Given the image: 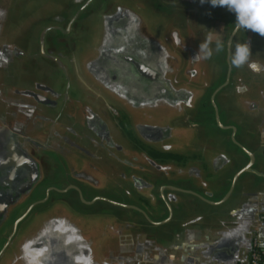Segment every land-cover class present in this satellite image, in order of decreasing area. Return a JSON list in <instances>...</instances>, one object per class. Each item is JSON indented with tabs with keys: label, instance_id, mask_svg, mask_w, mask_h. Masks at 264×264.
Instances as JSON below:
<instances>
[{
	"label": "crops",
	"instance_id": "1",
	"mask_svg": "<svg viewBox=\"0 0 264 264\" xmlns=\"http://www.w3.org/2000/svg\"><path fill=\"white\" fill-rule=\"evenodd\" d=\"M156 2L0 0V135L13 133L38 158L43 173V188L16 207L7 225L0 227V248L14 220L31 199L44 196L46 187L90 181L104 186L84 192L88 201L93 194L100 196L84 204L91 209L101 204L89 215H100L103 249L111 262L241 264L247 257L252 236L264 223V210H259L264 208V37L250 30L235 32L230 56L237 43L248 41L250 62L257 67L231 65L229 83L214 95L219 123L211 97L227 78L224 57L235 14L200 0H160L163 8ZM118 3L135 9L151 5L168 21L162 28L166 32L159 34L182 58L174 78L178 85L199 91L194 92L193 109L159 123L169 136L159 142L160 148L170 155L185 153L182 162L154 158L133 147L114 115L125 113L126 125L134 132L135 117L85 72L90 21L100 20L106 6ZM209 31L214 41L224 44L218 54L212 45L216 67H207L208 60H191ZM36 85L49 103L27 93ZM99 130L108 132V142L107 134L98 139ZM240 144L253 153L254 161L233 181L249 162ZM112 160L117 162L109 169L106 165ZM136 188L152 193L157 207L146 208Z\"/></svg>",
	"mask_w": 264,
	"mask_h": 264
},
{
	"label": "water",
	"instance_id": "2",
	"mask_svg": "<svg viewBox=\"0 0 264 264\" xmlns=\"http://www.w3.org/2000/svg\"><path fill=\"white\" fill-rule=\"evenodd\" d=\"M100 23L102 31L88 44L83 58L85 72L93 83L120 101L124 109L135 117L134 127L145 142L162 147L159 142L169 136L164 135L168 129L164 130L165 125L160 124L176 114L193 109L196 104L193 96L199 91L177 84L174 75L179 73L181 56L145 28L144 21L134 8L122 3L110 6L102 14ZM236 31L234 27L227 39L228 69L223 85L227 84L230 75V48ZM223 85L217 87L211 97L219 123L214 95ZM39 87L36 85L27 93L38 102L49 103L48 97L38 90L43 88ZM230 128L234 137L235 126ZM104 134H107L106 140L110 138L106 130ZM102 136L99 135L100 139ZM241 147L247 151L249 162L233 181L254 161L253 153ZM42 174L38 158L13 133H1L0 227L7 225L16 207L28 202L43 188ZM133 180H136L135 176ZM71 187L84 199V192L94 191L98 185L86 181L81 186L71 184ZM68 189L70 185L62 188L49 185L44 190V196L31 199L25 211L14 220L12 232L0 248V264H28L27 257H34L38 264H85L86 261L91 264H116L104 253L100 215L85 214L69 206L63 197L57 195ZM50 190L54 191L53 194ZM136 191L146 208H156L159 204L148 190L136 188ZM98 198L100 196L84 200L92 203ZM166 204L171 211L170 204ZM42 205L46 207L38 209ZM36 210L43 213H40V220L33 224L29 220Z\"/></svg>",
	"mask_w": 264,
	"mask_h": 264
},
{
	"label": "clouds",
	"instance_id": "3",
	"mask_svg": "<svg viewBox=\"0 0 264 264\" xmlns=\"http://www.w3.org/2000/svg\"><path fill=\"white\" fill-rule=\"evenodd\" d=\"M201 4L210 3L212 7H225L229 12L236 16L235 29L237 31L243 29L246 32L252 31L264 37V0H200ZM215 44V53L224 50V44L220 39H213V33L209 31L199 45L198 53L191 59L193 61H201L211 59L213 56L212 45ZM252 50L250 43H237L235 50L230 56V63L235 68L248 66L256 68L257 65L250 62ZM28 264H38L34 257H27ZM85 264H91L86 261Z\"/></svg>",
	"mask_w": 264,
	"mask_h": 264
},
{
	"label": "rangeland",
	"instance_id": "4",
	"mask_svg": "<svg viewBox=\"0 0 264 264\" xmlns=\"http://www.w3.org/2000/svg\"><path fill=\"white\" fill-rule=\"evenodd\" d=\"M158 1V0H157ZM128 4V3H127ZM156 4L157 5H159L158 7H160V8H163V6L162 5H164V3H162V2H160V0H159V2H156ZM109 6V5H108ZM108 6H106V8H109ZM154 7H155V5H154ZM105 8H103L102 10H104ZM135 9V8H134ZM107 10V9H106ZM135 11L137 12V14L139 15V17H140V19L142 20V21H144V23H145V28H147V30L152 34V35H154V36H156V37H158L159 38V40L161 41V40H163V38H162V36H160V34L159 33H161V32H166L165 31V29H162V28H166L167 27V22L168 21H166V20H163V18H161L160 16H159V13H155L153 10H152V6L151 5H149V6H147V7H139V8H136L135 9ZM157 11V10H156ZM144 23H143V25H144ZM89 33H88V36H87V38H86V43H91V42H93V40L94 39H96L97 38V36H99L100 35V32L102 31V26H101V23H100V20H98V18L97 19H93V20H91L90 21V26H89ZM158 29H159V31H158ZM90 35V36H89ZM163 41H165V40H163ZM162 41V42H163ZM166 42V41H165ZM167 44H168V42H166ZM169 48H171V46L170 45H167ZM227 49V48H226ZM225 58V63H226V66L228 67V63H227V52H226V56L224 57ZM224 58H222V60H224ZM208 63H207V67H216V61L214 60V55L211 57V59H208V61H207ZM211 64H212V66H211ZM197 83H199L198 82V80H197ZM200 84V83H199ZM130 113V112H129ZM134 114H136V113H134ZM128 123V121L126 122V124ZM128 129L130 128V125H125ZM132 131V130H131ZM133 133H136V132H134L133 131ZM134 137L136 138V139H138L139 141H142L143 139L141 138V136L139 135V134H134ZM231 138V140L232 141H234L235 139L234 138H232V137H230ZM236 141V140H235ZM130 142V141H129ZM175 143V142H174ZM185 153H183V155H184ZM117 161H115V160H112V161H109V162H107V165L106 166H109L108 168L109 169H111L112 167H110V165H113L112 163H116ZM123 169H125L126 170V172H130L131 171V168L128 166H123ZM133 169H135V170H137L138 172H141V170H139V169H136L135 167L133 168ZM111 173V172H110ZM69 181H70V178H69ZM126 184V183H125ZM68 185H70V183L68 184ZM67 185V186H68ZM127 185H128V183H127ZM98 188L100 189L99 191H101L102 189H104V186L102 185L101 187H100V185L98 186ZM91 192H94V191H91ZM91 192H89L88 194H90ZM74 193H75V191L74 190H72V188H70V189H68V192L66 193V194H60V195H58V196H61V197H63L66 201H67V203H68V205L69 206H71V207H73V208H76V209H79V210H81V211H83V212H88V214H89V212H91L92 211V209H94V210H97L99 207H100V203H98L97 202V204H95V206H92V209L90 208V207H87V206H85V204H84V199L83 198H79L80 200H81V202H79L77 199H76V196L74 195ZM52 196V195H51ZM55 197H57V195H54ZM53 197V196H52ZM85 198V197H84ZM86 199V198H85ZM49 206V205H48ZM39 208L38 209H41V208H43V207H46V206H44V205H42V206H38ZM93 207H95V208H93ZM40 213H43V211L41 212V210H36V212L33 214V216L31 215V217H30V220H29V222H31V223H33V224H35L36 222H38L39 220H40V218H41V214ZM14 225V224H13Z\"/></svg>",
	"mask_w": 264,
	"mask_h": 264
},
{
	"label": "flooded vegetation",
	"instance_id": "5",
	"mask_svg": "<svg viewBox=\"0 0 264 264\" xmlns=\"http://www.w3.org/2000/svg\"><path fill=\"white\" fill-rule=\"evenodd\" d=\"M230 76V75H229ZM226 80V79H225ZM225 82V81H224ZM223 82V83H224ZM223 83L221 85H223ZM229 83V77H228V82L227 84ZM225 84V85H227ZM225 85H223L222 87H224ZM221 87V88H222ZM215 109V107H214ZM219 112V111H218ZM219 114V113H218ZM114 117L116 118L117 120V123L118 125L120 126L122 132L125 134V136L130 140L131 144L133 147L135 148H138L140 150H143L147 153H149L152 157L154 158H158V159H174L176 160V162H182L185 160V158L187 157L186 155H170L168 152H166V150L160 148L159 146H155L153 144H150V143H147L145 142L144 140L142 141H139L138 139H136L134 137V133L133 131H131V129L127 128L125 125H126V122L128 121L126 119V114L123 113V112H117ZM99 135H103L102 137H104V132L102 133V131L99 130V133H98V139H100ZM97 146H100V141H98V143H96ZM73 147V145H71ZM72 147H70V149L72 150ZM103 147V146H102ZM144 176H146V174H144ZM73 178V177H72ZM71 184L73 183H70V188L71 187ZM72 190L75 191L74 195L76 196V199L79 201L78 199V192L72 188ZM57 195H60V193H58ZM85 195V193H84ZM95 196H97V194H93L91 195L90 197L94 198ZM61 197V196H59ZM90 198V199H91ZM87 200V199H86ZM88 201V200H87ZM47 202V201H46ZM43 204V203H42Z\"/></svg>",
	"mask_w": 264,
	"mask_h": 264
},
{
	"label": "built area",
	"instance_id": "6",
	"mask_svg": "<svg viewBox=\"0 0 264 264\" xmlns=\"http://www.w3.org/2000/svg\"><path fill=\"white\" fill-rule=\"evenodd\" d=\"M241 264H264V236L258 231L252 236L248 259Z\"/></svg>",
	"mask_w": 264,
	"mask_h": 264
},
{
	"label": "trees",
	"instance_id": "7",
	"mask_svg": "<svg viewBox=\"0 0 264 264\" xmlns=\"http://www.w3.org/2000/svg\"><path fill=\"white\" fill-rule=\"evenodd\" d=\"M262 224L263 225H261V228L259 229L258 233H260L262 236H264V223H262ZM249 253H250V250H249ZM249 253H248L247 257L245 258V260L248 259ZM245 260H243V261H245Z\"/></svg>",
	"mask_w": 264,
	"mask_h": 264
}]
</instances>
